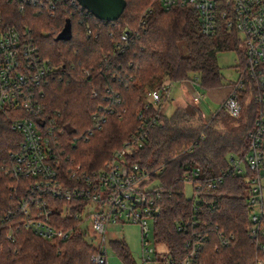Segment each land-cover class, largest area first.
<instances>
[{"label":"trees","instance_id":"trees-1","mask_svg":"<svg viewBox=\"0 0 264 264\" xmlns=\"http://www.w3.org/2000/svg\"><path fill=\"white\" fill-rule=\"evenodd\" d=\"M126 1L120 19L104 21L83 7L61 6L51 16L48 12L38 14L31 5H24L22 13L16 0H0L2 21L27 35L42 56L58 67L55 78H49L43 86L45 96L41 102L44 117L55 123L54 135L60 136L67 150L60 158L67 181L72 175L67 171L76 165L84 171L100 169L130 139L144 120L153 88L169 81H191L190 75L194 74L199 76L202 90L222 89L219 54L235 50L244 58L238 34L228 30L222 18L218 19L216 33L206 36L192 8L164 10L157 0L155 7L150 6L154 0ZM227 1L216 0L220 9L227 7ZM67 19H71L73 36L57 40ZM123 35H127L128 42H122L125 49L121 51L118 43ZM183 43L186 55L181 53ZM249 93L246 90L241 94L244 112L239 119L231 117L222 102L221 110L206 124L201 111L192 105L178 107L171 117L165 114L164 106L159 123L150 127L145 145L134 153V161L156 171L150 183L158 181L154 185L157 191L149 193V201L154 200L149 206L154 237L167 250L173 261L169 264H264V250L249 237L252 223L248 183L244 176L228 172L229 158L244 157L249 148L248 132L259 108ZM103 112L106 121L95 130L93 116ZM150 112L148 117L156 109L152 106ZM15 114L14 109L0 113V218L16 204L15 189L26 196L35 185L34 178L7 173L11 153L20 148L23 139L11 124ZM19 114L25 116L27 112L20 110ZM233 119L237 126L232 124ZM214 122L221 123L219 130L212 127ZM61 129H65L62 134ZM92 129L95 131L88 139H74ZM197 167L202 169L203 178L222 177L223 181L216 189L205 190L198 199L189 200L185 195L189 183L186 175ZM33 190L36 198L46 197L38 189ZM195 205L197 225L189 224ZM54 219L59 228L70 232L66 240L56 244L16 228L12 241L7 238L9 229L2 228L0 264H94L91 256L97 249L80 230V220L60 211L54 213ZM221 232L231 242L217 250ZM201 238V249L191 258L188 244ZM110 244L123 264H136L125 241L112 240Z\"/></svg>","mask_w":264,"mask_h":264},{"label":"built area","instance_id":"built-area-1","mask_svg":"<svg viewBox=\"0 0 264 264\" xmlns=\"http://www.w3.org/2000/svg\"><path fill=\"white\" fill-rule=\"evenodd\" d=\"M20 11L24 5L35 6L37 13L48 12L56 15L58 7L68 9L82 6L78 0H16ZM164 10L173 7H189L196 11L201 31L206 36L214 35L218 19L222 18L228 30H234L241 43L247 48L242 51L244 58L238 66L239 79L229 86V92L222 108L233 118L243 116L244 105L241 94L249 90L259 105L254 126L248 132L249 148L244 157L232 155L229 158V173L244 176L248 183L250 222L249 237L264 250V0H228L225 9L219 8L216 0H158ZM83 9V8H82ZM147 14V12H145ZM122 42H128L123 35ZM125 48H121L124 51ZM58 67L44 58L38 46L26 35L20 34L15 26L2 21L0 17V113L14 109L15 117L11 119L13 129L20 131L23 139L18 150L11 153V164L7 173L15 177L35 179L26 196L18 194L15 189L16 204L9 213L0 218V230L9 229L7 238L14 241V229H23L56 244L66 240L69 231L59 228L54 213L57 211L74 215L80 220V230L88 240L86 224L92 222L94 234L100 237L97 245L89 241L97 251L91 256L94 264H108L105 234L109 225L134 223L141 226L142 264H169L172 259L163 246L150 242L148 220H153V211L149 193L157 187H149L152 172L133 160L137 149L142 148L150 133V127L158 122L165 103L168 101L173 83L164 82L153 88L148 94L146 113L141 126L116 149L108 162L95 171H84L76 165L71 171L69 181L63 174L61 156L67 150L62 147L59 135H54L56 125L44 117V105L41 98L45 96L43 86L51 77L55 78ZM50 78V79H49ZM256 93V94H255ZM203 95L198 92L195 102ZM156 112L149 117L150 107ZM26 110L27 115H17ZM112 111V110H110ZM151 113V112H150ZM95 130H100L106 121V112L94 114ZM148 119V120H147ZM149 121V122H148ZM89 130L75 136L74 139H88L95 131ZM65 129H61V134ZM60 134V135H61ZM59 148H56L58 147ZM193 184V198L198 199L205 190H214L223 181L222 177H202V169L197 167L186 175ZM34 188L39 190L42 198L35 197ZM62 203V204H61ZM190 223L198 224L196 216L198 207L194 206ZM90 218V219H89ZM89 219V220H88ZM181 228V227H180ZM234 238V236H231ZM202 238L191 246L190 257L197 255L201 249ZM231 239L221 232L216 249L225 248ZM186 264H190L189 261Z\"/></svg>","mask_w":264,"mask_h":264},{"label":"rangeland","instance_id":"rangeland-1","mask_svg":"<svg viewBox=\"0 0 264 264\" xmlns=\"http://www.w3.org/2000/svg\"><path fill=\"white\" fill-rule=\"evenodd\" d=\"M155 2L156 1L154 0L150 6L155 7ZM246 48L247 46L245 43L240 44L241 51H245ZM181 53L183 55L187 54L184 43L181 45ZM218 63L223 75V88L210 91L202 90L200 87L199 76L194 74L190 75L191 81L173 83L168 98V108L165 112L168 117H171L178 107H188L192 105L201 111L204 116L202 121L206 124L218 111L221 110V102H223L228 95L227 88L229 87V84L235 83L239 79L240 73L238 71V66L241 63V55L235 50L220 53L218 56ZM198 92H200L203 97L196 103L195 99L198 96ZM218 99H220V101ZM232 122L233 125H238L236 120L233 119ZM232 124L229 125L233 126ZM212 127L219 130L221 123L214 122ZM157 183L158 181L150 184L149 187H153L154 185H157ZM185 195L189 200L193 199V186L191 183L186 184ZM148 225L150 228L149 240L154 245L155 228L153 220L149 219ZM85 228L88 232V240L97 245L101 238L94 234L92 222L88 221ZM105 239L108 264H123L110 244L112 240L125 241L136 264H142V233L140 225L134 223L109 225L105 234ZM158 249H164V246H158Z\"/></svg>","mask_w":264,"mask_h":264},{"label":"water","instance_id":"water-1","mask_svg":"<svg viewBox=\"0 0 264 264\" xmlns=\"http://www.w3.org/2000/svg\"><path fill=\"white\" fill-rule=\"evenodd\" d=\"M79 4L92 15L104 21H116L122 16L126 0H78ZM73 36L71 19L66 20L63 30L57 35V40H70Z\"/></svg>","mask_w":264,"mask_h":264},{"label":"crops","instance_id":"crops-1","mask_svg":"<svg viewBox=\"0 0 264 264\" xmlns=\"http://www.w3.org/2000/svg\"><path fill=\"white\" fill-rule=\"evenodd\" d=\"M228 92H229V89L227 88V94H228ZM219 98H220V96H219ZM219 101H220V99H218ZM165 107H166V109L168 108V101L165 103Z\"/></svg>","mask_w":264,"mask_h":264}]
</instances>
